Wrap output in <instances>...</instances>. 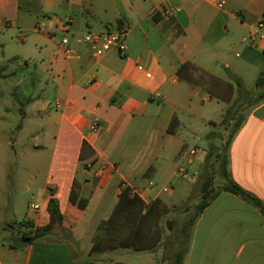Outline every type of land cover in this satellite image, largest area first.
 <instances>
[{
    "label": "crops",
    "instance_id": "obj_1",
    "mask_svg": "<svg viewBox=\"0 0 264 264\" xmlns=\"http://www.w3.org/2000/svg\"><path fill=\"white\" fill-rule=\"evenodd\" d=\"M168 1L180 8L169 17L161 11L153 13L161 0H40L36 12H29L37 13L36 40L51 46L43 52L39 44L37 57L43 63L48 60L52 78L47 87L49 105L41 107V119L53 126L55 134L40 200L29 207L24 220L35 227L47 226L49 202L55 198L65 232L61 235L55 229L54 242L24 244L19 230L12 229L20 245L3 244L0 264H88L91 260L76 255L65 236L81 234V214L94 202V209L99 207L112 186L116 205L126 188L151 205L175 178L182 179L181 185L185 179L202 183L208 151L188 148L186 137L213 127L211 122L223 116L226 105L215 95L191 88L178 74L182 64L191 62L229 84L235 76L248 97L261 93L256 83L264 70V40L246 46L243 39L264 21V0ZM64 16L71 17L69 26ZM110 26L128 27L126 55L113 50L92 58L85 34ZM58 34L68 38L71 55H65L62 40L56 41ZM225 71L228 75L223 77ZM247 79L255 83L251 91ZM237 95L235 88L234 99ZM206 106L211 110L208 116ZM175 119L173 134L169 128ZM94 123L97 131L92 129ZM205 139L209 146L208 134ZM85 142L98 157L94 164L80 160ZM182 147L187 148L180 156ZM228 168L235 183L264 202V101L245 115L229 146ZM29 184H36L34 177ZM73 192L89 198L85 209L71 202ZM161 204L165 210L169 207ZM113 205H105L103 220L111 216ZM14 207L11 201L5 208V214L14 218L0 220V230H7L8 223L24 221ZM184 224L164 233L165 240L175 234L171 249H159L152 256L160 254L164 264H264V216L239 197L219 193L189 228L187 248L175 249L177 242L184 241Z\"/></svg>",
    "mask_w": 264,
    "mask_h": 264
},
{
    "label": "rangeland",
    "instance_id": "obj_2",
    "mask_svg": "<svg viewBox=\"0 0 264 264\" xmlns=\"http://www.w3.org/2000/svg\"><path fill=\"white\" fill-rule=\"evenodd\" d=\"M39 3L40 0H7L4 4L0 3V220L8 219L11 221L14 218L12 214L8 215V212L5 214V208H8L11 201L14 202V211L20 220L26 218L29 207L39 202V188L47 171L49 156L53 147L55 129L53 126L50 127L48 121L41 119L40 112L43 105H49L48 93L50 89L47 87L51 86L52 78L48 71V60L43 63L37 57L39 56V44H41L43 52L51 46L43 39L36 40L37 36L33 33V29L37 20V13L29 14V12H36ZM20 30L26 35L24 42L19 40ZM61 40L62 36L58 34L56 41L60 43ZM32 62H36V66ZM227 75L228 72L225 71L222 76ZM190 80L192 81L191 88L202 92L212 90L221 95L220 101L223 100L226 105L223 116L218 121L211 122L213 127L207 128L204 132H197L194 137L185 136L188 148L197 146L208 151L211 142L208 146L205 139L207 134L216 131L224 139L232 131L233 122L228 126L222 124L221 121L225 116L229 117L227 110L234 101L235 89L234 86L233 89L229 88V81L227 80L220 79L222 85L218 86L216 81L211 82L200 73L193 74ZM249 80L247 79L246 85L251 91L255 83L253 79ZM244 91L242 95L248 97L247 90ZM208 107H204L206 110L204 114L207 116L211 112ZM248 111L249 109L244 112V115H247ZM212 115L215 118L219 117L216 114ZM201 125L203 127V124ZM213 143L220 147L223 141L218 139ZM186 148L180 149L178 152L180 156L185 153ZM32 177L36 180L34 186L29 184ZM181 181L182 179L175 178L172 181V186H169L168 190L162 192L160 196V201L169 207L166 210L157 211V215L152 218V223H154L151 229V231L153 230L151 238L156 242L151 241L153 246L144 249L117 247L107 250L115 242L107 241L104 237L102 245L105 252L100 254L90 252L95 244L96 234L102 223L101 220L107 214L105 205L114 204L109 215L113 213L116 207L114 197L116 187L113 186L108 190L99 207L94 209L96 205L94 202L88 211L81 214L78 224L81 234L66 235V242L76 255L81 258L87 256L95 264H112L109 262L110 259L123 264H164L160 254L157 258L152 256L159 249L161 252L165 249H171L175 234L172 233L169 238L167 236L166 241L164 233L166 234L168 229H180L183 223L188 222L194 215L196 205L201 198V180L191 182V180L185 179V185H181ZM223 183V175L217 174L215 189L219 190ZM161 186L160 184L159 187ZM139 206L137 204L128 217L121 218V221L124 220L123 229L122 231H114V233L121 232L124 236L128 233L127 229L133 227L134 221L135 223L139 222L135 219L140 216L141 209ZM167 221L170 222L169 225L166 224ZM17 230L18 227L16 226L15 231ZM56 230L59 234L64 235L59 227H56ZM15 233L12 228L5 231L0 230V250L3 244L9 242L14 247L20 245L15 238L17 235ZM186 245L187 243L179 241L175 249L186 247Z\"/></svg>",
    "mask_w": 264,
    "mask_h": 264
},
{
    "label": "trees",
    "instance_id": "obj_3",
    "mask_svg": "<svg viewBox=\"0 0 264 264\" xmlns=\"http://www.w3.org/2000/svg\"><path fill=\"white\" fill-rule=\"evenodd\" d=\"M195 73H200L204 75L211 82H217L218 86L222 85V81L213 76L212 74L200 69L191 62H186L182 64L178 69L179 76L185 80L190 86L192 81L191 76ZM233 84H229V88H236L237 97L232 102L231 106L227 110L229 117H224L222 124L229 126L233 122V128L230 135L227 138H221L220 133L214 131L208 135V139L211 141L208 154L204 163L203 177L204 180L201 184V198L196 205L194 215L186 222L183 226L182 233L184 234V243H188V230L195 221L199 218L202 212L209 206V204L216 199V197L221 192H229L240 199L250 203L256 207L260 213L264 216V202L252 195L251 193L245 191L237 183H235L230 176L229 172V146L236 135V133L242 127L246 112L254 104L264 101V70L261 71L259 79L256 83L257 88L261 89V93L256 98L244 97L242 92H245L242 87V81L237 77H231ZM207 93L211 94V97L215 95L217 99H222L221 95L214 93L212 90H206ZM223 101V100H222ZM177 126V120H173L169 128L171 133H175V128ZM222 140V146H216L213 141ZM98 157L95 154L94 149L88 144L84 143L81 150L80 160L85 165L94 164ZM221 173L223 175L224 183L221 185L219 190L215 189V177L217 174ZM71 202L77 206L79 209H85L89 203L88 197H77L74 192L71 195ZM139 204L140 216L136 217L139 220L138 223L134 224L131 229H127V234L124 236L119 233H114V231H122L124 220L121 221L122 217H128L135 206ZM160 200L154 201L151 205H145L142 199L133 194L130 188H126L120 195L118 203L111 214V216L103 220L100 224L99 230L96 234V241L90 252L103 253L105 248H103L102 241L104 237L107 241H111L113 246L109 247L107 250H111L117 247H132L134 249H144L146 247L153 246V242L156 243L151 235L153 233L152 229V218L157 215V211L165 210V208H160L162 206ZM48 211L50 214V223L44 227H35L34 222L30 220H24L20 222L8 223L7 228L15 229L18 227L20 232V240L24 244H29L36 241H48L54 242L52 237L55 236V229L59 227L60 231L65 232L63 227V215L59 208L58 200L51 198L48 206ZM131 223V225H132ZM107 236V238H106ZM153 240V242H151ZM186 247H183L185 249ZM76 259V257H75ZM112 264H123L121 262H114L110 260ZM88 264H95L89 261Z\"/></svg>",
    "mask_w": 264,
    "mask_h": 264
},
{
    "label": "built area",
    "instance_id": "obj_4",
    "mask_svg": "<svg viewBox=\"0 0 264 264\" xmlns=\"http://www.w3.org/2000/svg\"><path fill=\"white\" fill-rule=\"evenodd\" d=\"M182 3L184 0H177ZM222 6L221 4L219 5ZM180 10V8L172 7L168 0H161L159 5L153 9V13L158 11L162 12V15L169 17L174 15ZM63 22L69 26L72 22L71 17L64 16ZM264 21H260L255 30L247 37L243 39V43L246 46H255L259 41L264 40ZM129 34V29L126 26L116 27L110 26L103 32H88L84 36V41L90 46V56L94 59H99L103 57L106 53L116 50L120 56H125L128 50L127 36ZM19 40L21 42L26 41V35L22 30L19 32ZM62 46L64 48L65 55H71L72 50L69 47V40L67 37L62 39ZM60 108V107H58ZM98 125L94 123L92 126L93 131H97ZM196 153V150L192 151V155ZM38 206H35V209Z\"/></svg>",
    "mask_w": 264,
    "mask_h": 264
}]
</instances>
